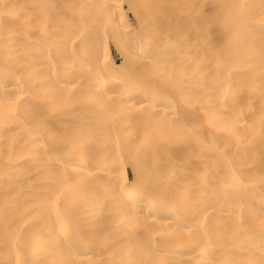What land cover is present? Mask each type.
<instances>
[{
	"label": "bare ground",
	"instance_id": "bare-ground-1",
	"mask_svg": "<svg viewBox=\"0 0 264 264\" xmlns=\"http://www.w3.org/2000/svg\"><path fill=\"white\" fill-rule=\"evenodd\" d=\"M0 264H264V0H0Z\"/></svg>",
	"mask_w": 264,
	"mask_h": 264
}]
</instances>
